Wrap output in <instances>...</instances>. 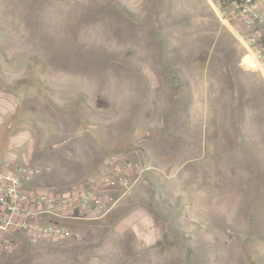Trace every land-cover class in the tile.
Segmentation results:
<instances>
[{"label":"rangeland","instance_id":"1","mask_svg":"<svg viewBox=\"0 0 264 264\" xmlns=\"http://www.w3.org/2000/svg\"><path fill=\"white\" fill-rule=\"evenodd\" d=\"M157 2L0 0V88L14 103L0 125V158L37 165L38 188L51 192L99 174L108 155L149 135L143 159L160 164L152 181L164 186L146 203L156 234L145 254L134 238L119 264H264V88L249 77L260 74L244 69L253 89L243 98L254 107L226 123L223 107L211 108L233 100L235 87L215 75L221 50L196 52L212 41L213 13L204 0ZM157 16L165 36L153 31ZM207 67L211 76L200 75ZM150 68L160 74L151 82ZM174 94L179 111L168 107ZM69 244L0 252V264L105 263L80 253L67 262Z\"/></svg>","mask_w":264,"mask_h":264},{"label":"built area","instance_id":"2","mask_svg":"<svg viewBox=\"0 0 264 264\" xmlns=\"http://www.w3.org/2000/svg\"><path fill=\"white\" fill-rule=\"evenodd\" d=\"M206 1L244 50L240 66L264 78V0ZM104 167L99 174L46 192L38 188L37 165L11 166L0 159V252L15 251L22 239L39 246L78 238L68 223L97 222L106 216L143 167L115 153L106 157Z\"/></svg>","mask_w":264,"mask_h":264},{"label":"crops","instance_id":"3","mask_svg":"<svg viewBox=\"0 0 264 264\" xmlns=\"http://www.w3.org/2000/svg\"><path fill=\"white\" fill-rule=\"evenodd\" d=\"M213 27L214 36L212 38V41L209 42L208 46L204 47V51L205 53L208 52L209 54V52H211L215 48V45H217L218 50H221L220 55L215 61V75H217L218 77H222L223 83L224 77H227L226 86H234L236 88V91L235 88L234 90L230 88L231 93L234 96L232 95L233 100H229V102L227 101L228 104H224L226 99H213L214 103L213 105H211V108L215 107L218 110L219 108L223 107L224 111L220 112V109L218 111V115L221 116L220 118L223 117V120L226 123H229L231 118L236 119L237 123H239V121L241 120L239 117V114H241L240 106L242 102H245L243 98L245 94L244 91L252 90V88L248 90L246 88V84L243 85L242 78L247 77L246 71L238 66L236 62L237 58L235 59V56L238 54V49L241 46L236 36L229 28L221 24H216ZM149 55L157 57V54L155 52ZM144 59V64H151L150 62L149 64H147V62L150 61L148 57ZM161 72V75L164 76L172 75L173 73L168 69H163ZM208 74L209 76H211V70L207 67L203 68L200 75L207 76ZM157 75L160 74H158L157 71H155L153 68H150L145 73H143L145 79L150 82L153 81V79H155ZM249 77L251 78V81L254 78H258L260 84H262L264 88V78L261 74L260 76ZM240 87L243 89V96H240ZM204 88L206 89L207 87L204 86ZM7 96L8 95L2 92V88H0V125L3 122L4 117L6 118V114L10 113V116H12L13 112V100H11ZM169 102L170 105L168 107L173 106L175 108H178V111L181 109L179 107L182 106V103L179 102V96L177 94H174ZM13 120L14 119L12 118L7 119L6 127L12 124ZM149 137L150 136L148 135L147 137H143L142 139H140L139 144L142 143V145H139V147L136 146L137 148H134L133 150L126 151L119 149L114 151L115 154H121L123 156L130 157L138 163L141 162V167L143 168L137 175L138 177L134 181L131 188L121 196L118 205H116L100 221V223H98V226L85 225L76 229L80 235V239L76 242H71L68 246H64L63 248V252L65 254L64 257L67 262H74L75 254L80 253L81 255L83 254L84 259H90L92 260V262L99 260V255L101 254L103 256V261H105L104 264H119V252H122V258L126 259L127 253L130 250H127V246L135 247L133 240L134 238H136L140 242L141 245L138 248L140 251H143L144 254L147 251L149 252L151 250V247L153 245L152 236L156 234L155 229L152 228V219H155V217L154 214H152L149 208L146 206V203L156 202V200L160 198V196H162L160 192L162 189H164V186L157 181H152L153 177L151 171L154 169V167L155 169H158V165L160 164H156L149 159H143V157L146 155L147 149L145 146V141ZM1 160L9 163L11 166H16L15 163H10L12 161L8 160V162L4 159ZM149 187L152 189V192L146 190V188ZM157 188H159L158 193H155ZM166 218L170 217L167 216ZM120 240L122 241V243H120ZM55 246H58V244L48 245L49 248L54 247L53 249H55ZM29 247L41 248L38 246L24 244L18 246L15 251L19 250V253L21 255H28L32 251L29 249ZM48 247L43 248L47 249Z\"/></svg>","mask_w":264,"mask_h":264},{"label":"trees","instance_id":"4","mask_svg":"<svg viewBox=\"0 0 264 264\" xmlns=\"http://www.w3.org/2000/svg\"><path fill=\"white\" fill-rule=\"evenodd\" d=\"M205 2H206V4H207V6H208V9L213 13V19L211 20V21H209V22H207V24L208 25H210V26H212V29L214 30V25H219V24H221V25H223L220 21H219V19H218V17L216 16V14L214 13V11L212 10V8L210 7V5L208 4V2L206 1V0H204ZM162 2V0H158V2L157 3H161ZM160 4H158V6H159ZM164 5V4H163ZM160 7V6H159ZM162 9L161 8H159L158 9V12L159 13H161L162 11H161ZM127 13H128V11H126ZM125 12V13H126ZM124 13V14H125ZM157 24L155 25V23H156V21L154 22V24H153V26H154V29H153V31H154V33L155 32H157V34H161V36L163 35V36H165V32H166V30H165V32H163V30H162V28H159V27H161L163 24H162V21L161 22H159V20H158V16H157ZM163 22H164V20H163ZM166 23V22H165ZM209 26V28L211 29V27ZM224 26V25H223ZM156 28H157V30H156ZM209 28L206 26L201 32L203 33L204 31H207V30H209ZM264 36V35H263ZM160 37V36H159ZM261 44L264 46V37L261 39ZM201 45H203V44H201V43H199L198 45H197V47H196V52H197V56L200 58V59H202V58H204V47L203 46H201ZM243 53H244V50L240 47L239 49H238V54H237V56H238V61H237V64H238V66L240 67V68H242L241 66H240V59H241V57H242V55H243ZM213 64H214V60L210 63V65L209 66H213ZM243 69V68H242ZM251 71H253V70H251ZM262 85V84H261ZM253 89V88H252ZM242 100V99H241ZM243 101V100H242ZM244 101L245 102H242L241 103V106H240V113H242V114H239V115H243V116H245L246 114H245V111L243 110L244 108H246V107H249V108H253L254 107V103H255V101H252V102H249L248 100H246V98H244ZM242 104H243V106H242ZM253 104V105H252ZM255 111V110H254ZM254 115L255 116H253L252 118H254V119H256L257 120V115H256V112H254ZM264 115V114H263ZM263 118V117H262ZM262 118L261 119H258V120H262ZM241 132V126L239 127V128H237V131H236V133H240ZM244 139L243 138H240V141L242 142ZM137 145H135V147L134 148H137L136 147ZM100 221V220H99ZM99 221H97V222H99ZM93 223H96V222H88V223H85V222H71V223H68L67 225L69 226V227H72V229H77V228H79V227H82V226H85V225H92ZM77 231V230H76ZM80 239V235H79V237L78 238H74V239H65V240H58V241H51V242H48V243H46V244H42L43 246L44 245H48V244H59V243H64V242H69V243H71V242H76L77 240H79ZM28 242L25 240V239H22L21 240V245H29V244H27ZM14 252V251H13Z\"/></svg>","mask_w":264,"mask_h":264}]
</instances>
